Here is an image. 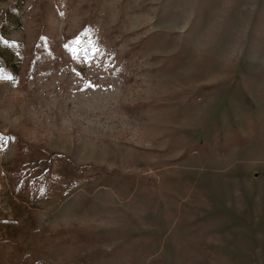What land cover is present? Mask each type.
<instances>
[{"label": "rangeland", "instance_id": "1", "mask_svg": "<svg viewBox=\"0 0 264 264\" xmlns=\"http://www.w3.org/2000/svg\"><path fill=\"white\" fill-rule=\"evenodd\" d=\"M6 42L0 264H264V0H0Z\"/></svg>", "mask_w": 264, "mask_h": 264}, {"label": "trees", "instance_id": "2", "mask_svg": "<svg viewBox=\"0 0 264 264\" xmlns=\"http://www.w3.org/2000/svg\"><path fill=\"white\" fill-rule=\"evenodd\" d=\"M13 14V12H10ZM14 19V20H13ZM7 23H9L8 27H13V25H20L19 23V14L15 15V18H7ZM12 21V22H11ZM13 23V24H12ZM5 49L8 52L7 56L5 55L6 52L0 53V78H7L13 77L18 73L19 66L17 61H13V50L8 42L5 43Z\"/></svg>", "mask_w": 264, "mask_h": 264}, {"label": "snow or ice", "instance_id": "3", "mask_svg": "<svg viewBox=\"0 0 264 264\" xmlns=\"http://www.w3.org/2000/svg\"><path fill=\"white\" fill-rule=\"evenodd\" d=\"M3 141H4V137L0 136V142H3Z\"/></svg>", "mask_w": 264, "mask_h": 264}]
</instances>
